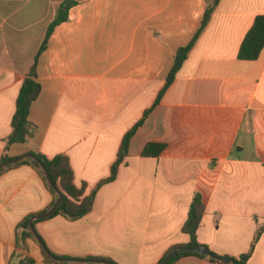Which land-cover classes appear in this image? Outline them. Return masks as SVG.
<instances>
[{
    "label": "crops",
    "instance_id": "1",
    "mask_svg": "<svg viewBox=\"0 0 264 264\" xmlns=\"http://www.w3.org/2000/svg\"><path fill=\"white\" fill-rule=\"evenodd\" d=\"M64 1L0 0V159L22 83ZM69 1L77 6L39 60L42 93L30 112L36 135L7 152L66 156L75 184L95 194L83 219L35 225L48 250L66 259L159 264L190 243L183 226L199 193L207 209L198 243L225 258L249 253L264 226V49L255 62L238 54L264 16V0H220L106 185L124 136L154 107L177 50L191 42L213 0ZM151 142L166 145L160 157L142 156ZM52 202L34 167L0 175V264L26 256L45 264L32 239L20 250L18 226ZM175 264L217 263L188 256ZM247 264H264V233Z\"/></svg>",
    "mask_w": 264,
    "mask_h": 264
},
{
    "label": "trees",
    "instance_id": "2",
    "mask_svg": "<svg viewBox=\"0 0 264 264\" xmlns=\"http://www.w3.org/2000/svg\"><path fill=\"white\" fill-rule=\"evenodd\" d=\"M219 2L220 0H213L212 3L208 5L204 13L203 20L200 24V27L195 33L191 42L185 47L182 46L177 50L174 66L169 71L164 90L160 92L154 107L148 112H146L143 116V119L133 129H131L127 133V135L124 136L119 151L118 159L116 160L111 170V177L107 181L106 180L102 181L100 185L103 184L106 185L115 182V180L117 179L120 167L125 162V159H127L130 156V148L133 138L138 134L139 130L142 128L143 124L145 123V119L149 116V114L152 113L153 110L160 105L164 94L166 93V91L169 90V88L174 83L179 70L184 66V63L188 58L189 53L192 51L194 46L197 45V42L199 41L208 23L211 22ZM75 6H77L76 2L65 0L58 7L57 14L55 15V19L50 24L47 30L46 37H44V40L42 41L41 47L35 57V60L33 61V65L30 71L28 72V74L26 75L24 83H22L19 96L17 99V104L15 106V112L12 119L11 133L5 140L6 152L0 159V165L3 162L12 159L7 155V152L12 146L24 145L28 143L29 140L36 135L38 127L30 121V112H31V107H33L34 103L38 100V98L42 93V86L40 84L39 74H38L39 60H41V57H43V55L47 52L50 39L51 37H53L57 27L69 21L70 11ZM263 49H264V16H259L255 19L254 25H252L251 29L249 30V32L247 33L244 39L242 46L239 49L238 58L241 61L255 62L260 58ZM165 149H166L165 144L151 142L145 146L142 156L146 158L149 157L158 158L163 154ZM30 154L35 155L36 158H38L41 162L44 163V165L46 166V168L48 169L51 175L52 182L57 186L58 190L62 193L64 197L63 203L60 204L59 208L55 211L52 217L62 216L68 220L75 221L78 219L81 220L87 215H89L93 209V204L95 203V194H92L91 196L87 197L86 186L83 185L81 187H78L75 184L74 181L75 173L70 164L68 157L63 155L61 156L58 155L53 159H48L42 154L37 153L35 151H32ZM20 165H29L34 167L36 171L39 173V175L42 177V180L44 181L46 187L50 190V192L54 196V202H52L50 208L55 204V202H58L59 200L58 194L48 185L45 179L46 178L45 174L40 168V166L36 163V161L28 159L18 165L9 166L8 168L4 169L0 173V175L3 172H5L7 169L17 167ZM206 209L207 208L204 198L201 195H199V193L196 194L191 204L187 221L183 226V232L184 234L190 237V243L187 245H178L171 248L168 251V253L162 257L159 264H164L166 258L176 250L184 249V248H192V247H196V248L201 247V245L198 243V234L202 225V221ZM47 211L48 210H45L39 214H34V215L32 214L28 216L21 224H19L18 243L25 242V240L29 238L32 239L34 242H36L29 228L30 221L32 218H36L40 215H43ZM40 222L41 221H36L34 226ZM263 233H264V226H262L258 230L257 235L254 238V242L252 244L250 252L244 256L242 255L238 259H235L238 264H247L248 260H250L255 250L256 244L258 243L260 237H262ZM41 252L44 257L45 264H61L54 262V260L49 258L43 251ZM188 256H195L200 259H209V261L212 263L221 264L216 260L210 259L207 256L197 254L196 252H187L174 256L168 261L167 264H175L181 258ZM90 260H100L101 262L104 263H112L108 260H103L101 258H92ZM20 264H36V262L30 256H26L21 261Z\"/></svg>",
    "mask_w": 264,
    "mask_h": 264
},
{
    "label": "water",
    "instance_id": "3",
    "mask_svg": "<svg viewBox=\"0 0 264 264\" xmlns=\"http://www.w3.org/2000/svg\"><path fill=\"white\" fill-rule=\"evenodd\" d=\"M28 159L36 161V163L40 166V168L44 172L45 177H46L45 179H46L48 185L58 194V197H59L58 202H55V204L45 214L40 215L36 218H32L30 221V224H29L30 231L32 232L36 242L40 246L41 251H43L49 258L54 260V262H56V263L112 264V263H104V262H101L100 260H78V259L60 258V257L54 256V254L48 250L49 248L46 246L45 242L42 240V238L40 237V235L36 231L34 224L36 221H43V220H47V219L51 218L53 216V214L55 213V211L59 208L60 204L63 203V200H64L62 193L58 190L57 186L52 182L51 175H50L48 169L46 168V166L44 165L43 162H41L38 158H36L35 155L28 154L24 157H20L17 159L12 158L10 160L3 162L0 165V173L4 169L8 168L9 166L18 165V164H20L23 161L28 160ZM187 252H196L197 254L207 256L210 259L216 260L221 264H238L234 258H225V257L219 256V254H216V253L210 251L207 247H204V246H201L198 248L192 247V248H184V249L176 250L175 252L171 253L166 258L164 264H167L168 261L171 258H173L174 256H177V255L182 254V253H187Z\"/></svg>",
    "mask_w": 264,
    "mask_h": 264
},
{
    "label": "rangeland",
    "instance_id": "4",
    "mask_svg": "<svg viewBox=\"0 0 264 264\" xmlns=\"http://www.w3.org/2000/svg\"><path fill=\"white\" fill-rule=\"evenodd\" d=\"M36 243V242H35ZM37 244V243H36ZM20 250H24V245H23V242H22V244L20 243Z\"/></svg>",
    "mask_w": 264,
    "mask_h": 264
}]
</instances>
